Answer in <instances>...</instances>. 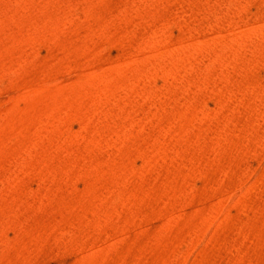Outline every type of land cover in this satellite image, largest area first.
<instances>
[{
	"label": "rangeland",
	"instance_id": "374dc122",
	"mask_svg": "<svg viewBox=\"0 0 264 264\" xmlns=\"http://www.w3.org/2000/svg\"><path fill=\"white\" fill-rule=\"evenodd\" d=\"M0 264H264V0H0Z\"/></svg>",
	"mask_w": 264,
	"mask_h": 264
}]
</instances>
